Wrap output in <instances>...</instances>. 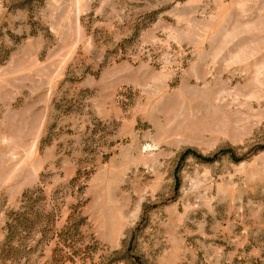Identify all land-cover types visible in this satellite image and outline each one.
<instances>
[{"label":"rangeland","instance_id":"rangeland-1","mask_svg":"<svg viewBox=\"0 0 264 264\" xmlns=\"http://www.w3.org/2000/svg\"><path fill=\"white\" fill-rule=\"evenodd\" d=\"M0 264H264V0H0Z\"/></svg>","mask_w":264,"mask_h":264}]
</instances>
